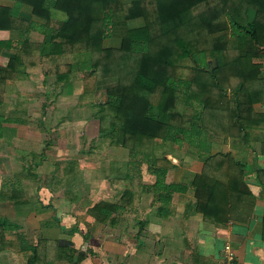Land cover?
I'll use <instances>...</instances> for the list:
<instances>
[{
	"label": "crops",
	"instance_id": "obj_1",
	"mask_svg": "<svg viewBox=\"0 0 264 264\" xmlns=\"http://www.w3.org/2000/svg\"><path fill=\"white\" fill-rule=\"evenodd\" d=\"M18 17L31 16L20 9ZM29 38L41 35L31 31ZM17 39V30H0V41L11 42L0 45V67L15 56ZM57 63L56 56L34 58L2 84L0 116L13 122L0 128V264H223L226 242L233 264H264V105L254 106L259 114L245 130L227 107L209 109L178 141L155 139L149 160L121 146L31 141L22 105L35 102L30 88L46 86L47 68ZM76 79L72 73L50 85ZM65 87L52 92L51 108L60 95L71 97ZM89 95L80 100L90 104ZM65 131L73 135L74 127ZM98 202L116 209H102L106 218L98 220L90 210Z\"/></svg>",
	"mask_w": 264,
	"mask_h": 264
},
{
	"label": "trees",
	"instance_id": "obj_2",
	"mask_svg": "<svg viewBox=\"0 0 264 264\" xmlns=\"http://www.w3.org/2000/svg\"><path fill=\"white\" fill-rule=\"evenodd\" d=\"M20 9L31 17L19 18ZM12 29L17 52L0 67V103L2 84L34 58L86 54L47 69L59 80L80 72L89 93L90 79L113 78L106 100L90 102L98 136L145 160L155 139L178 141L209 109L227 107L244 128L259 114L254 106L264 105V0H0V30ZM31 31L41 39L30 40ZM12 120L0 116V128ZM102 209L116 206L98 202L91 214L105 219Z\"/></svg>",
	"mask_w": 264,
	"mask_h": 264
},
{
	"label": "rangeland",
	"instance_id": "obj_3",
	"mask_svg": "<svg viewBox=\"0 0 264 264\" xmlns=\"http://www.w3.org/2000/svg\"><path fill=\"white\" fill-rule=\"evenodd\" d=\"M60 64H65L69 62L74 61H86L88 59V56L86 54L83 55H61L58 57ZM264 61V60H263ZM178 73H180V69L177 70ZM41 72H38L36 78L39 80L41 79ZM46 86H40L37 85V87L30 88L33 91L34 99L31 98V100H34V103L29 104H23V109H25L29 116L25 117L27 120L26 128H28L26 131L25 137H30L31 141H42L44 138H53L55 141L57 138H67L68 140H71L73 142H76L80 145L90 146V148H97L102 147V145H105L102 140L98 136V120L93 119V117L90 118V114L92 113L91 105L87 103V100H89L90 96L89 92H83L84 89V82L82 74L79 72L76 75L78 76V80L72 81V84L64 85L61 84L58 85L55 83V86H51V82L53 80H56L55 75L50 73L48 70L46 71ZM181 74L184 77H187L189 75L188 70H183ZM35 82V81H34ZM90 82L93 84V88L91 90L92 93V100L94 102L106 100L105 90L111 86H114L116 84V81L111 78L110 76L104 77L103 75L98 78H92L90 79ZM63 85V86H62ZM71 87L72 91H74L71 95V97H63L60 95V97H57L56 101L53 102L55 105L53 108H51L52 104L50 103V99H52V92H57L58 90H61L63 92L66 90L67 87ZM61 87V89H60ZM69 88L67 89V91ZM45 92H50L47 97L42 95ZM85 95V98L87 100L83 101L80 100L81 95ZM45 103V117H42L40 112L43 110V107L41 104ZM18 107V106H17ZM11 107L6 108V112H9V109ZM14 108V107H13ZM15 109V108H14ZM10 114V112H9ZM40 116V117H39ZM86 124V125H85ZM85 125V127H84ZM55 127H74L73 135L66 134L67 132L63 130V128L59 129V133H54L53 128ZM37 128V131L34 130ZM45 129V132L41 129ZM86 128V134L81 132V129ZM41 130V131H40ZM37 132V133H36ZM80 132L83 134L86 138L80 137ZM69 133V132H68ZM1 173L3 175L6 174L4 172V169H1Z\"/></svg>",
	"mask_w": 264,
	"mask_h": 264
},
{
	"label": "built area",
	"instance_id": "obj_4",
	"mask_svg": "<svg viewBox=\"0 0 264 264\" xmlns=\"http://www.w3.org/2000/svg\"><path fill=\"white\" fill-rule=\"evenodd\" d=\"M223 264H233L234 253L230 245L226 242L223 246L222 252Z\"/></svg>",
	"mask_w": 264,
	"mask_h": 264
}]
</instances>
